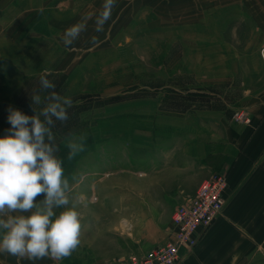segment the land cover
Returning <instances> with one entry per match:
<instances>
[{
    "label": "crops",
    "instance_id": "0c3cea01",
    "mask_svg": "<svg viewBox=\"0 0 264 264\" xmlns=\"http://www.w3.org/2000/svg\"><path fill=\"white\" fill-rule=\"evenodd\" d=\"M102 4L0 0V136L10 128V105L34 114L31 96H46L41 75L72 99L68 120L56 121L52 132L82 224L81 243L69 257L33 262L0 253V264H109L143 256L170 240L176 208L220 172L228 181L223 212L191 254L182 251L180 264H264V0H117L104 31L97 33L95 17ZM85 19L87 30L66 47L65 30ZM162 24L196 25L190 27L202 44L197 54L205 53L207 38L259 40L258 52L251 55L258 60L253 69L261 80L252 78L244 105L230 106L220 94L205 90L180 95L168 84L106 90L126 86L111 72L125 71L143 48L156 53L157 45L148 41L168 37ZM190 27H176L180 37L191 38ZM35 107L40 111L43 104ZM241 109L250 123L233 115ZM81 136L85 150L68 159V141ZM126 152L135 172L105 171L103 185L91 182L101 153L107 162ZM100 186L99 193L87 197ZM97 198L102 201L98 210L85 202L98 205ZM159 207L168 216L164 228H159ZM141 230L146 240L136 249L130 242Z\"/></svg>",
    "mask_w": 264,
    "mask_h": 264
},
{
    "label": "clouds",
    "instance_id": "9594fccd",
    "mask_svg": "<svg viewBox=\"0 0 264 264\" xmlns=\"http://www.w3.org/2000/svg\"><path fill=\"white\" fill-rule=\"evenodd\" d=\"M117 0H103L95 17V31H104ZM87 30L86 19L67 28L63 44L71 46ZM97 37H91L96 43ZM43 98H30L34 114L8 107L10 128L0 136V253L30 261L69 257L80 245L81 213L71 199L69 180L52 132L56 121L68 120L72 99L56 92V85L40 77ZM43 104L40 111L36 105ZM85 137L68 141V159L85 150ZM43 196L37 201V197ZM59 210V211H58Z\"/></svg>",
    "mask_w": 264,
    "mask_h": 264
},
{
    "label": "rangeland",
    "instance_id": "374dc122",
    "mask_svg": "<svg viewBox=\"0 0 264 264\" xmlns=\"http://www.w3.org/2000/svg\"><path fill=\"white\" fill-rule=\"evenodd\" d=\"M192 25L194 24H174V26L172 24H162L161 26H164L163 30L168 33V37L166 39L148 41L150 42L148 46L157 45L156 53H151L149 48H143L144 50H142L141 55L136 56L138 59L135 62L131 61V63L127 64L125 71L111 72V75L115 74L116 78H120L121 80L124 78L126 86L105 89L123 92L141 88L134 85L144 86L153 84L155 86L157 84H168L173 87L174 93L180 95L183 94L182 92H186V90H205L220 94L230 106L238 107L244 105L245 96L247 95L246 88H252L250 86L252 78L261 80V73L257 75L254 70L257 68L258 60L255 56L251 55L254 52H258L259 40L241 37L207 38L205 53L197 54L196 48L202 46V44L197 38L196 30L191 29V27H196V25ZM183 26H191L190 30L186 31V33L191 35V38L180 37ZM176 27H181V29L179 30ZM225 34L229 35L228 32ZM201 67H205L206 69L204 68L200 71ZM203 83H205L204 86ZM240 111H243V109L234 111L233 115H236ZM145 125H149V121H145ZM96 162L95 167L99 166V170L91 178V182L95 183V185L102 182L101 178L105 171L112 173V171L125 170L132 174L137 169L130 152H126L125 156L117 154L114 158L108 159L107 162L105 161V153H101L99 161L97 160ZM101 185L103 184L101 183ZM101 189V186L97 189L92 187L87 197H90L93 193H99ZM85 202L97 210L102 206V201L101 199L98 200V198L93 201L98 205L92 204L87 199ZM112 202L115 205L117 204L115 199H112ZM83 205L85 204L83 203ZM159 211H161L159 213V223H162L159 225V228H164L166 226H164V222H167L168 216L162 212L160 207ZM108 212L111 211L109 210ZM135 236L136 238H132L130 244L136 246L137 249L138 245L144 244L146 236L142 230L136 233ZM124 243L127 244L125 241Z\"/></svg>",
    "mask_w": 264,
    "mask_h": 264
},
{
    "label": "built area",
    "instance_id": "2783aa9c",
    "mask_svg": "<svg viewBox=\"0 0 264 264\" xmlns=\"http://www.w3.org/2000/svg\"><path fill=\"white\" fill-rule=\"evenodd\" d=\"M264 58V50L262 52ZM237 120L250 123L245 111L236 114ZM227 174H213L202 183L195 198L180 204L173 216L174 231L170 240L143 256H132L109 264H180L182 251L191 254L202 234L222 214L225 205Z\"/></svg>",
    "mask_w": 264,
    "mask_h": 264
}]
</instances>
